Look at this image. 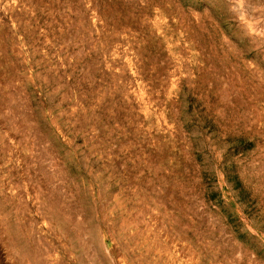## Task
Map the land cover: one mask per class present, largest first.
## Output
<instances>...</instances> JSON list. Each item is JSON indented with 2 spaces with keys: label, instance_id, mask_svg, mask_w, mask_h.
I'll return each mask as SVG.
<instances>
[{
  "label": "rangeland",
  "instance_id": "374dc122",
  "mask_svg": "<svg viewBox=\"0 0 264 264\" xmlns=\"http://www.w3.org/2000/svg\"><path fill=\"white\" fill-rule=\"evenodd\" d=\"M0 264H264V0H0Z\"/></svg>",
  "mask_w": 264,
  "mask_h": 264
}]
</instances>
